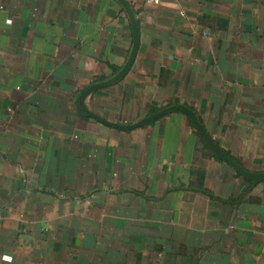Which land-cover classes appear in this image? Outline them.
I'll use <instances>...</instances> for the list:
<instances>
[{
    "label": "crops",
    "instance_id": "obj_1",
    "mask_svg": "<svg viewBox=\"0 0 264 264\" xmlns=\"http://www.w3.org/2000/svg\"><path fill=\"white\" fill-rule=\"evenodd\" d=\"M178 105L264 172V0H0V264H264V180L182 111L88 114Z\"/></svg>",
    "mask_w": 264,
    "mask_h": 264
},
{
    "label": "water",
    "instance_id": "obj_2",
    "mask_svg": "<svg viewBox=\"0 0 264 264\" xmlns=\"http://www.w3.org/2000/svg\"><path fill=\"white\" fill-rule=\"evenodd\" d=\"M136 47H137V44L135 43L134 46H133V50H132V53H131V59L133 58L134 54H135V51H136ZM93 88H90L89 90L85 91L82 96H81V99H80V106L81 108L85 110V108L83 107L82 105V99L92 90ZM174 110H179V111H182L183 113H185L189 118L190 120L192 121L194 127L196 128V130L198 131V133L202 136V138L205 140L206 144L208 145V147L211 149V151L213 152V154L221 161H224L226 162L228 165H230L238 174L242 175L243 177H246L254 182H260V181H263L264 180V172L262 174H252V173H249L247 172L246 170H244L243 168H241L237 163H235L233 160H231L229 157H227L225 154H223L219 149L218 147L216 146V144L212 141V139L209 137V135L207 134V132L204 130V128L201 126V124L198 122L197 118L195 117L194 113L189 110L188 108L184 107V106H174V107H171V108H168V109H165L153 116H150L148 118H146L145 120L137 123V124H134V125H130V126H120V125H117V124H109L101 119H99L97 116L93 115V114H89L90 117L94 118L95 120H98L100 122H102L103 124H106L108 126H111V127H114V128H117V129H122V130H129V129H132V128H136V127H139L145 123H147L148 121H150L151 119L153 118H156V117H159L169 111H174Z\"/></svg>",
    "mask_w": 264,
    "mask_h": 264
},
{
    "label": "built area",
    "instance_id": "obj_3",
    "mask_svg": "<svg viewBox=\"0 0 264 264\" xmlns=\"http://www.w3.org/2000/svg\"><path fill=\"white\" fill-rule=\"evenodd\" d=\"M147 3L157 5L159 4L160 0H146Z\"/></svg>",
    "mask_w": 264,
    "mask_h": 264
},
{
    "label": "clouds",
    "instance_id": "obj_4",
    "mask_svg": "<svg viewBox=\"0 0 264 264\" xmlns=\"http://www.w3.org/2000/svg\"><path fill=\"white\" fill-rule=\"evenodd\" d=\"M5 259H9L10 260V257H5Z\"/></svg>",
    "mask_w": 264,
    "mask_h": 264
}]
</instances>
